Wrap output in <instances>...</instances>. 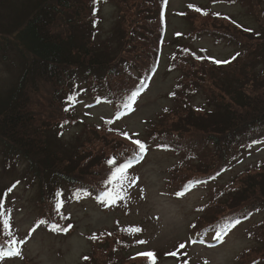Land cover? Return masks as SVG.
Instances as JSON below:
<instances>
[{
  "label": "trees",
  "instance_id": "trees-1",
  "mask_svg": "<svg viewBox=\"0 0 264 264\" xmlns=\"http://www.w3.org/2000/svg\"><path fill=\"white\" fill-rule=\"evenodd\" d=\"M106 1H114L119 8V31L126 40L120 49L96 47L92 41L94 9ZM207 1L213 4L220 0ZM226 1L240 2L249 6L250 14H257L256 0ZM196 7L208 14L189 7L184 14L190 20L191 15L199 16L212 28L192 22L188 39L209 36L236 45L239 52L226 60L228 63L219 64L187 48L170 58L169 70L182 73L170 97L175 107L183 109L177 114L182 121L177 123L186 131L151 132L141 142L146 149L158 145L180 154L168 184L177 193L215 180L241 157L249 144L264 139V71H255L264 62V33L255 36L226 17ZM164 8L165 0H36L27 6L21 1L0 12V35L14 39L22 65L15 85L0 100V156L5 168L24 163L23 178L41 187L42 211L37 222L47 221L42 224L50 232L67 234L71 230L68 216L57 209V193L64 190L74 197L90 193L105 208L126 203L125 195L111 204L102 203L98 197L113 187L105 182L115 166L130 160L132 164L141 161L134 159V140L121 135L124 146L105 152L106 139L98 138L95 131L86 143L90 148L96 145L98 150L82 146L64 154L53 148L51 134L73 122L66 104L76 97L81 86L93 97L109 102L117 112L124 109L133 92L143 89L158 63ZM223 22L225 26H221ZM207 80L210 84L205 87ZM199 92L213 108L211 112L204 113L203 108L190 104L189 98ZM212 96L215 98L211 100ZM100 131L108 133V124ZM113 158L115 164L110 165L108 161ZM193 160L195 166L191 164ZM223 198L227 199L225 204L229 200L240 203L197 227L196 235L205 237L221 232L225 225L264 210V168L259 166L237 175L212 194L209 205ZM53 224L67 230L53 231ZM260 226L249 236L264 248V224ZM0 227V244L6 245L8 237ZM133 228L136 227H119L92 237L91 254L81 264H149L144 256L125 257L126 252L142 244L137 238L140 231H129Z\"/></svg>",
  "mask_w": 264,
  "mask_h": 264
},
{
  "label": "rangeland",
  "instance_id": "rangeland-1",
  "mask_svg": "<svg viewBox=\"0 0 264 264\" xmlns=\"http://www.w3.org/2000/svg\"><path fill=\"white\" fill-rule=\"evenodd\" d=\"M21 1H25L27 6L36 0H0V12ZM256 2L255 15L250 14L249 6L240 2L220 0L211 4L207 0H167L165 43L160 52L158 68L148 86L136 96L127 111L119 114V119L113 117L110 105L94 99L90 91L85 89L74 105L70 106L73 109L74 124L59 127L51 134L53 148L64 154L73 152L77 147V150L82 149V146L96 151V145L90 148L86 143L89 135L96 134L95 131L99 134L98 138L102 136L106 139L105 152L123 147L125 143L121 135L124 133L131 138L142 139L151 132L186 131L177 123L182 121L177 114L183 109L178 105L175 107L170 97L182 74L179 70L168 69L172 54L181 47H188L195 52L204 50L216 60H225L239 50L236 45L207 36L194 42L186 39L191 32L192 22L212 28V24L200 21L199 16L191 15L190 20V16L184 14L187 7L195 5L209 9L211 13H219L251 30L256 36L264 33V1ZM97 21L91 27L95 46L100 45L102 48L108 45L111 50L120 49L126 40L119 31L117 4L114 1L101 3ZM224 23L221 26H225ZM1 26L0 31H3ZM176 34H181V37L176 38ZM2 36L4 39H1ZM17 51L14 39L0 35V100L8 94L20 75L22 65ZM255 69L256 72L264 71V62ZM209 84L207 80L204 86ZM213 98L215 97L212 96L211 100ZM205 100L206 97L200 92L189 98L192 106L203 108V112H211L213 108ZM109 118H113L112 128L108 133L99 132L100 127H103L102 122ZM180 158V154L151 146L141 163L127 169L128 175L135 178V182L125 187L127 203L116 208L104 209L91 195L83 194L78 200H73L65 193L61 210L68 215L72 230L66 235H54L37 222L42 211L39 205V184L23 178L24 163L17 162L10 168H5L0 156V195L4 209L10 211V230L21 252L19 256L0 259V264H81L82 258L91 254L92 236L121 226L139 228L137 238L145 242L126 252L125 257H142L138 254L151 251L158 258L156 264H180L182 261L187 264H242L241 261L244 264H264V248L253 236H249L264 224V210L241 219L220 238L212 235L203 238L195 234V229L203 223H209L227 209L239 205L240 200L233 203L229 200L225 204V198L209 204L212 194L222 190L240 173L259 166L264 168V140L250 145L242 157L214 182L195 185L185 194H177L168 187L170 171ZM191 164L195 166L196 161L193 160ZM10 188L12 190L8 192ZM9 239L11 238L8 237ZM20 241L24 242L19 243ZM181 244H184V248H180ZM173 252L176 253L175 256L171 255Z\"/></svg>",
  "mask_w": 264,
  "mask_h": 264
},
{
  "label": "snow or ice",
  "instance_id": "snow-or-ice-1",
  "mask_svg": "<svg viewBox=\"0 0 264 264\" xmlns=\"http://www.w3.org/2000/svg\"><path fill=\"white\" fill-rule=\"evenodd\" d=\"M189 8H193L195 11L200 12L203 15H207L208 13L204 10H201L200 8L189 5ZM214 15H219V13H216ZM215 63H228V61H215ZM137 92H133L131 96L129 97V102L125 103L123 105L124 108H130L131 103L135 101ZM117 119H119V115H117ZM127 137V133H124ZM133 143L137 146V151L134 159L138 162L140 159L143 158L144 153L147 151L146 146L143 142L140 140H134ZM108 163L110 165L115 164V158L112 160H109ZM132 166V161H127L124 163H120L118 166H115L114 169L111 172V175L109 179L105 182L106 185H113L112 188H108L107 190L101 192L99 194L98 199L101 200L102 203L105 204H111L115 203L118 199H124V195L122 193L126 192V189L124 188V185L127 184L131 186L132 183L135 182V178L130 177L127 173V169ZM14 187V186H13ZM11 188L8 189V192H11ZM6 195V194H5ZM58 196L62 195L61 193H57ZM62 205V201H59L57 203V209ZM40 223H48L47 221H41ZM0 225H2L3 234L11 239L8 240L7 244H0V259L4 257H13V256H19L21 254L19 247L17 246V241L15 238H13V233L11 232V214L9 210L4 209L3 203H0ZM195 227V225H193ZM34 230V229H33ZM52 230L56 232L66 231L67 229L61 228L60 226L53 224ZM133 234L136 232H139V228H133L129 230ZM223 232V230H221ZM221 232L217 233V236H221ZM24 241H20L19 243H23ZM139 243H145L144 241H139ZM203 243V241H201ZM180 248H184V244L180 245ZM138 255L144 256L148 259L149 264H156V256L153 252H144L139 253ZM171 255L175 256L176 253L173 252ZM87 259V257H85ZM185 264L187 262L185 261Z\"/></svg>",
  "mask_w": 264,
  "mask_h": 264
}]
</instances>
